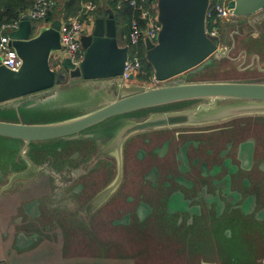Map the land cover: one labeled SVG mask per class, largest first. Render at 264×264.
Segmentation results:
<instances>
[{
  "label": "rangeland",
  "instance_id": "1",
  "mask_svg": "<svg viewBox=\"0 0 264 264\" xmlns=\"http://www.w3.org/2000/svg\"><path fill=\"white\" fill-rule=\"evenodd\" d=\"M55 1L62 3L63 0ZM230 17L219 23L218 50L212 53L210 62L201 69L158 81L153 78V74L146 77L148 74L141 66V71L133 75V81L129 83L145 88L195 81L264 83V9L253 15ZM42 22L32 20L31 36L40 31ZM116 24L120 41L124 43L128 32L126 16L117 14ZM50 65L57 68L58 60L52 58ZM117 83L118 81L110 78L85 79L73 84L64 80L59 87H52L49 93H39L37 98L0 103V120L29 124L67 121L123 96L125 93H122ZM184 100L153 104L120 113L69 136L24 140L0 135V261L4 264L5 260L10 263V259L21 261V264H67L70 256H83V264H95L97 262L94 260L97 258L106 259V264H193L197 255L191 253L197 251L194 246L196 242L201 244L200 250L206 252L207 256H214L211 253L214 250L230 253L243 251L244 248L233 244L224 247L221 224L212 222L210 229L205 223L206 217L196 220L191 234L180 237V231L185 230L178 231L175 227L179 214H166L160 203L171 190L178 189L173 179L167 177L169 166L173 168L171 172H176V160L172 154L160 156L158 152H147L139 159L136 145H131L132 138L121 144L118 153L114 148L113 137L119 129L149 118L152 114L171 111L176 104H180L176 105L178 108L194 105L193 108L200 110L230 107L228 103L215 105L212 100H224L217 97ZM182 101L183 104L175 103ZM248 103L246 102L247 106ZM259 105L258 110L264 111V103ZM197 114L199 112L195 115ZM217 124L219 122L215 123ZM227 124L229 128L225 129V135H254L259 153V149L264 146V114L241 115L229 119ZM154 129L141 131L153 138L152 144L158 143L154 139L156 135H173L169 129ZM96 153L101 154L96 157ZM152 164L160 168L159 181L155 186L148 182L142 184V173ZM67 172L71 174V179L67 177ZM84 173L91 178L89 192L81 190L78 196L70 197V189L77 183L80 184L77 178ZM111 174L115 175L112 180ZM95 179L101 180L96 183ZM163 179L167 183L162 184ZM113 182H116V188L113 189L116 196L114 199H107H111L110 202L95 218L92 214L97 209L89 213L80 207V215L75 208L71 209L72 206H80L98 185L102 184L101 187L105 190ZM141 191L146 201H149L152 212L140 222L133 207L140 199L138 195ZM187 191L188 195L195 194L193 189ZM98 193L96 191L93 197ZM128 196H132L131 200H126ZM77 199L81 201L79 204ZM111 205L115 206L112 214L118 218V225L108 229L106 222L109 215L104 220L102 217L107 214ZM127 212L129 219L124 218ZM122 219L128 223H119ZM233 221L230 219L223 223L232 226L235 225ZM234 228L233 232L241 231ZM210 231L212 240L208 234ZM110 258L113 260H109ZM39 259L41 261H37Z\"/></svg>",
  "mask_w": 264,
  "mask_h": 264
},
{
  "label": "water",
  "instance_id": "2",
  "mask_svg": "<svg viewBox=\"0 0 264 264\" xmlns=\"http://www.w3.org/2000/svg\"><path fill=\"white\" fill-rule=\"evenodd\" d=\"M209 3L210 0H157V19L161 25L157 41L153 43L145 38V59L150 63L156 80L164 81L186 71L195 72L210 62V56L218 50L219 41L217 37L206 34ZM226 5L232 15L247 16L264 9V0H227ZM60 26L61 20H53L49 26L40 28L31 36L32 16L21 15L18 27L9 32V43L22 63L19 69L11 70L0 62V103L37 98L39 93H49L52 87L57 88L66 78H69V84L81 83L85 79L110 78L118 81V87L125 94L89 113L63 122L29 124L0 120V135L24 140L69 136L120 113L188 98L264 100V83L259 82L198 81L152 88L125 84L120 76L128 57V46L118 43L116 21L111 12L97 14L93 30L81 35L84 51L80 63L75 65L69 57L59 56L55 68L50 65V59L54 52H61L63 48ZM128 78L132 80L133 74ZM182 114L170 111L156 114L130 124L124 131L129 133L136 129L176 124L183 121ZM210 185L213 189H225L214 181H210Z\"/></svg>",
  "mask_w": 264,
  "mask_h": 264
},
{
  "label": "crops",
  "instance_id": "3",
  "mask_svg": "<svg viewBox=\"0 0 264 264\" xmlns=\"http://www.w3.org/2000/svg\"><path fill=\"white\" fill-rule=\"evenodd\" d=\"M60 10L59 5L53 8L51 18L48 19V21L42 22L43 25L40 28L49 26V24L56 19L61 20L62 23L66 17L64 18ZM102 11L106 13L111 12L113 14L111 0L98 1V8L92 14L89 22H87L85 31L82 35L90 33L93 30L95 17ZM39 21L41 22V20ZM117 39L120 44L118 30ZM56 53L59 54L60 58L64 56L62 52ZM53 54H55V52ZM120 77L125 84H129V81H131L129 78L125 79L122 76ZM174 125L175 124H172L168 127L171 128ZM152 143H154V141H152ZM253 145L254 143L252 142L248 155L249 159L247 160V162H249L247 170H242L238 167L240 166L241 150L237 148L236 145L233 150L237 155H235L232 150L231 153L233 157L231 156V163L238 168L232 173L225 170L226 168L225 165H223V160L217 159L216 155L214 156L211 154L213 156H204L201 154V158L197 156L198 159L194 162L192 158L193 155L188 151L183 152V160H179L180 166L184 165L188 167V170H179L178 160L175 165L176 172H172L171 174V171H173V168H171L169 173L172 176L174 184L178 185V187H176L178 189L171 190L160 203L163 204L164 207L166 206L164 210L166 214H179L178 222L175 224V227L178 231L181 229L185 230L184 232L180 231V237L191 234V229L195 226L196 220L201 217H206L205 223L210 229V224H212V222L221 224L223 229L221 237L224 241L222 245H224V247L233 244L234 246L244 248L243 251L239 250L235 253H230L228 251L224 252V250H214L211 252L214 256H207L208 254H205L206 252L200 250L201 244L196 242L194 246L197 248V251L191 253L192 255H197L195 256L197 258L192 261L193 264H264V167H261V164L264 163V147L262 146V148L259 149V153H257V146ZM154 146L153 149H158L160 146L159 141L155 143ZM178 146H180L178 143H170L168 150L170 149L173 154H176L179 149ZM166 152L167 150L163 152V154H160V156L168 154ZM156 167L158 172L160 168L157 165ZM203 170H207L208 173L203 174ZM180 171L183 174L180 173ZM224 173H230L228 175L229 179L225 182V189L222 190L220 187L213 189L210 185V181L223 178ZM176 176H182L186 180H189L190 186L186 187V189L180 188L178 181L174 178ZM242 176H247L245 182L241 180ZM187 189H193L195 194L188 195ZM184 190L187 195H185ZM178 197L184 202L185 208L183 210L174 208L175 205L173 201L178 200ZM190 208H193V210L189 212L188 210ZM148 210L149 208L147 207V212L145 211L143 215L145 219L147 218L146 216L152 212H148ZM145 219L143 218V220ZM230 219L234 220L233 223L235 225L230 226L223 223ZM233 228L237 230L241 229V231L233 232ZM208 234L210 240H212V231L208 232ZM41 260L44 259L41 258ZM41 260L39 259L37 261ZM51 260L54 259L51 258ZM105 260L106 259L103 258H97L94 261L97 262L95 264H106ZM109 260L113 259L110 258ZM116 260L117 257L115 261ZM9 261L10 263H7V260H5V264H21V261L15 262V260L11 259ZM82 261L83 256L82 258L70 256L67 260V264H83Z\"/></svg>",
  "mask_w": 264,
  "mask_h": 264
},
{
  "label": "flooded vegetation",
  "instance_id": "4",
  "mask_svg": "<svg viewBox=\"0 0 264 264\" xmlns=\"http://www.w3.org/2000/svg\"><path fill=\"white\" fill-rule=\"evenodd\" d=\"M103 79H105V78H103ZM68 80H69V78L65 79V81H68ZM90 80H93V79H90ZM259 83H262V82H259ZM217 98H223L224 100H212V101H215L214 102L215 105L222 106V105H218V103H223V104L228 103L229 104L228 106H230V107H221V108H214V109H208V110H200L199 108L198 109L193 108L194 105L187 106L184 108H178V107H176V105H180V104H176L170 112L183 113L181 115L183 117V119H182L183 121L176 123L171 128H169L168 126H155V127L136 129V130L130 131L129 133H125L124 130L130 125V124L129 125L127 124L122 129H119V131L113 137V143H114V148L116 149V152L118 153V149H119V147H121V144L123 145L124 143L127 142V140L132 138L133 141L131 142V145H132V147L134 146V144L136 145V150H137L136 153L138 155L137 158L139 157V159H141L143 157V155L147 152H154V153L158 152L159 154H163V152H165L167 150L166 153L172 154L174 159L176 160V163H177V160H178V162H179V160H183L182 153L185 151H188L189 153H191L193 155V157H192L193 161L196 162V160L198 159L197 156L200 157L201 154L204 156H209L211 154L218 153V155H216V156L218 157V159L223 160V165H225V168H226L225 170H227L228 172L232 173L233 171L237 170L238 167H240L242 170H247V168L249 167V164H248L249 162H247V160L249 159L248 158L249 150L252 146V142L254 143V145H256V138L254 137V135L248 136V137L242 136L241 133H237V134H233V135H225L224 132H227L225 129L229 128V125L227 124L229 119H233V118H236V117L241 116V115L264 114V111H262V110H258V109L247 110V108H246V107H251V106H254V107L261 106V105H259V103L260 104L264 103V100L241 98V97L240 98L239 97H217ZM228 98L232 99V100H228ZM184 101L175 102V103H182L183 104ZM187 101H191V100H186V102ZM246 102H249L248 106H247ZM175 103H172V104H175ZM165 112H167V111H162V113L160 112L159 114H163ZM198 112H199V114L195 115ZM153 115H156V114H152L150 116H153ZM146 119H148V117ZM146 119H143V120H146ZM217 122H219V124L215 125V123H217ZM131 124H133V123H131ZM151 128H155L154 130H168V128H169V130H171V135L173 134L174 136L172 135V137L171 136L162 137L161 135H159V136L156 135L154 137V139L159 141L160 146L158 149H153V146H154V144H152L153 138L151 136H148V135L143 134L141 132L143 130H148ZM193 135H197V136H193ZM185 136H189V137L186 138ZM218 136L220 137V141H219ZM158 138H159V140H158ZM259 138H260V136H259ZM214 139H216V140H214ZM170 143H173V144L178 143L180 145V146H178L179 149H178L176 154H173L170 151V149L168 150ZM235 145L237 146V148H240V150H241L240 166H238V167L231 163V156L233 157L231 152L234 149ZM262 145H264V141H263ZM251 150H253V149H251ZM233 153H234V150H233ZM100 154L101 153H98V154L96 153L94 156L98 157ZM234 154L237 155V153H234ZM170 157H169V159H170ZM122 158H123V156H122ZM171 159H172V157H171ZM178 167H179V170H181V171L188 170V167H186L184 165L180 166V162H179ZM261 167L262 168L264 167V163L261 164ZM170 170H171V168L169 166V171L167 173H169ZM181 171H180V173H182ZM238 171H239V169H238ZM202 173L206 174V173H208V171L203 170ZM171 174H172V172H171ZM171 174L169 173L167 175V177L172 178ZM229 174L224 173L223 174L224 177L220 181H214V183L225 187V182L229 179V176H228ZM66 175L69 179H71L70 178L71 174L69 172H67ZM112 176L113 175L111 174V180L113 178H115V175L113 177ZM158 178H160V176H159V173L157 172V167L155 164H152L149 166V168H147L142 173V181L141 182H143L142 184H144L145 182H148L149 184H152L153 186H155L159 181ZM174 178L176 181H178L180 187L186 189V187L190 186L189 180H186L182 176H176ZM246 178H247V176H242L241 180H243V182H245ZM77 179H79L77 181L80 184L77 183V185L72 186V189H70L71 191L69 194L70 197L78 196V194L80 193L81 190H84L87 193L89 192L88 190H90V189H88V186H89V182L91 181V178L86 177V174L84 173L83 175H80ZM100 180L101 179H95L96 183L98 181L100 182ZM163 183H167V181L163 179L162 184ZM101 186H102V184L98 185V187H96L94 190L90 191V194H88L86 196L87 199H84L83 202H81V201H79V199H77L78 204L81 202V204H79L80 206H72L71 209L75 208L78 214L80 212V207L82 210H86L89 213H91L95 209H97L92 214L93 217L95 218L97 213L105 205H107L110 202L111 199H109V200H107V199L110 197L114 199V197L116 196V193L113 190L114 188H116V182H113L112 185L110 187L106 188L105 190H104V188L102 189L103 186L102 187ZM54 189H56V188H54ZM102 190H104V191H102ZM96 191L99 193L93 197V195ZM184 192H185V190H184ZM87 193H85V195ZM185 195H186V193H185ZM131 197L132 196H128L126 200H131ZM138 197H140V199L138 200L137 204L133 207V208H135V210H133V212L141 222L143 220V218H145L143 215L145 214V211L147 212V207L149 208L148 212L152 211V207H150L151 205L149 204V201L148 200L146 201L142 191L140 192ZM173 204L175 205L174 208H177L178 210H183L185 208L184 202H182L179 197H178V200L173 201ZM34 205H35V203L33 204V206ZM33 206L31 207V210H33ZM191 206H193V205H191ZM165 207H164V209H165ZM192 210H193V208H190L188 211L190 212ZM114 212H115V206L111 205V207L109 206V209L106 212L107 214H105L102 217L104 220L109 215V220L106 222V226L108 229L118 225V218L112 214ZM110 213H111V215H110ZM124 218L129 219V212H127V214H125ZM123 219L119 220V223H122V224L128 223V221L125 222V220H123ZM129 222H131V220H129ZM100 226H102V225H100ZM99 228H101V227H99ZM96 235H98V234H96Z\"/></svg>",
  "mask_w": 264,
  "mask_h": 264
},
{
  "label": "built area",
  "instance_id": "5",
  "mask_svg": "<svg viewBox=\"0 0 264 264\" xmlns=\"http://www.w3.org/2000/svg\"><path fill=\"white\" fill-rule=\"evenodd\" d=\"M117 1L119 6L122 0ZM125 1L133 9V15L130 18L129 30L126 36L128 57L125 61L123 74L121 75L127 79L130 74L136 75L141 71L142 65L139 46L142 45L145 50V38H149L155 43L161 25L157 19V0ZM55 2V0H34L31 8L23 14H30L32 20L42 21ZM226 4L227 1L224 0H217L215 2H211L210 0L206 10L205 20L207 36L217 37L219 35V23L231 18L230 15L232 16V14ZM97 8L98 4L93 0H82L77 12L67 16L61 23L60 43L63 47L61 52L64 56L69 57L75 65H78L83 58L84 49L81 45L80 37L85 31L87 20L91 18ZM20 17L0 24V62L11 70L19 69L22 63L15 48L9 43V32L18 27ZM51 58H55L59 62V54L55 53Z\"/></svg>",
  "mask_w": 264,
  "mask_h": 264
},
{
  "label": "trees",
  "instance_id": "6",
  "mask_svg": "<svg viewBox=\"0 0 264 264\" xmlns=\"http://www.w3.org/2000/svg\"><path fill=\"white\" fill-rule=\"evenodd\" d=\"M82 0H63L62 3H55L47 12L46 17L44 18V21H48V19L51 18L52 15V9L57 7V5L60 6V11L62 12V15L65 17L69 15H73L77 12V10L80 7V2ZM98 4L99 0H93ZM217 0H211V2H215ZM34 0H0V24L4 22H8L11 20H14L21 16L24 12H26L31 6L33 5ZM111 8L113 15L116 19L117 14H121L124 17L126 16V24L128 26L127 31L129 30V21L131 16L133 15V9L132 7L126 2L125 0L121 1V4L118 6L117 0H111ZM128 34V32H127ZM127 43V37L126 42H121L120 44ZM145 50L144 47L141 45L139 46V54L141 56V65L142 69L146 71V73L150 76L153 74V69L149 62L145 59ZM52 58L50 59L51 62Z\"/></svg>",
  "mask_w": 264,
  "mask_h": 264
}]
</instances>
